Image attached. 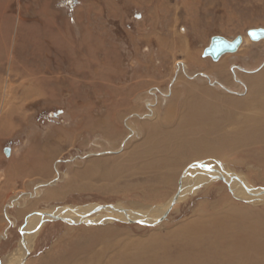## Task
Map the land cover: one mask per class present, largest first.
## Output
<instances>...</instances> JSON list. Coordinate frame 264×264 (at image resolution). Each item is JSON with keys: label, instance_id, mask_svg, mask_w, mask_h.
Returning <instances> with one entry per match:
<instances>
[{"label": "rangeland", "instance_id": "obj_1", "mask_svg": "<svg viewBox=\"0 0 264 264\" xmlns=\"http://www.w3.org/2000/svg\"><path fill=\"white\" fill-rule=\"evenodd\" d=\"M258 27L264 0H0V264L192 255L198 249L182 232L198 217L225 221L219 232L200 235L205 251L215 249L207 237L224 249L218 242L227 245L231 223L238 228L241 219L259 225L256 238L264 241L263 140L197 154L183 139L143 152L176 172L171 185L152 179L151 167L126 163L150 130L174 126L184 100H194L190 90L204 86L210 96L201 97L226 107L248 98V79L264 76V38L246 34ZM213 36L242 42L212 60L204 49ZM263 95L235 109L223 132L251 123L264 130ZM169 102L172 114L163 121ZM30 150L44 155L47 173L8 170L13 159L28 163ZM96 161L103 163L85 174ZM205 171L221 176L206 181ZM242 182L248 188L237 192ZM58 209L71 219L45 215L30 248L10 258L28 217ZM210 255L208 264H218Z\"/></svg>", "mask_w": 264, "mask_h": 264}, {"label": "bare ground", "instance_id": "obj_2", "mask_svg": "<svg viewBox=\"0 0 264 264\" xmlns=\"http://www.w3.org/2000/svg\"><path fill=\"white\" fill-rule=\"evenodd\" d=\"M248 82L250 86V93H249L248 98H245L242 100L240 99L231 100L230 99V103H231L230 107H226L224 105H218L217 103L211 102L209 100L208 101L205 100L204 99L205 97H201V96H210L208 95L210 94V92L206 88H203L204 86L196 87L198 91L190 90L187 97L190 99L193 98L194 100H192L193 102L191 103H187L186 101L187 99L184 100V108H183L184 111L182 110L174 126L168 129L167 126L164 128L165 126L164 125V126H158L154 130H150V133L149 134L147 133V137L145 138L147 140L141 144V147L138 150L137 149L134 150V153H132V155L129 156L130 158L129 160L127 159L126 163L132 162V165H134L133 169L135 168L137 171L138 170L140 171L143 168L151 167L154 172L151 175L152 177L154 176V178L152 179H155L156 177V179H158L160 182L171 185L177 175L176 172H174V170H172L169 167L168 169H166V167H164V165L161 163L162 161H160L159 158L143 157V152L144 154L152 153L151 151L157 150V148L167 150L169 147V144L173 143L171 144V146L174 147L175 143H179L181 141L183 142V139H186L188 141V144L192 145L193 153H197V154L207 153V152L217 153L225 149L224 147H227L228 143L231 144L233 140H237L238 143L239 141L242 142L245 140H250V141L251 140H263L264 141V130L260 128L259 124L257 123H251V126L245 129L243 125H237V126H240V128L235 127L234 131L232 132H223L225 126H227L229 122L234 119L233 115H234L235 109H238L241 104H245V103L250 104L253 102L256 103L259 100L258 93L264 91V76L262 77L260 74H258L254 77L249 78ZM135 94H138V93H135ZM135 97H140V95L135 96ZM261 98L264 99V95ZM218 103L220 104V102ZM170 104L171 102L165 105L164 112L162 115H160V118L163 119V121L171 117L172 109H171ZM227 106H228V101H227ZM103 119L106 121L108 120V118H103ZM106 121H104V123H106ZM107 125L109 126L108 123ZM231 125L232 124H230L229 126ZM171 146L170 148H172ZM33 153H34L33 150L29 151L30 160L28 163H21L19 161L21 158H18V160L13 159L12 161H10L8 165V168H9L8 170L12 171L14 174L16 170L17 172L18 170L19 171L37 170L42 173H47L49 170L48 169L49 164L44 159V157H42L43 154L41 155V152H38V153L35 152L34 154ZM15 158L17 159V156ZM172 161L173 160L171 159V162ZM101 163L103 162H97V161L92 162L90 166L85 169L84 171L85 174H90L91 173L90 171H92V169H96L98 166L100 167ZM160 163H161V166H159ZM203 173L204 171H202L201 174ZM205 175L207 176L205 179L206 181L207 180L211 181L214 178H218L221 176L219 173L214 172V171H205V174L203 176ZM184 184L185 182L181 186L183 187ZM235 187H236L237 192H238L237 189L246 191V189L248 188L245 182H242L240 185L236 184ZM252 191H255V190H252ZM245 194L253 195L254 193L251 192V193H245ZM262 196H264V193H262ZM17 199L18 198H15L13 199V201ZM174 200L175 198L173 199V201ZM173 203L174 202H172L169 206H171ZM62 210L63 209H58L57 211H55V213L43 212V214H39V215L32 214L31 216H29L24 226V229L22 230L23 231L22 242H19L18 249L15 250V252L10 256V258H12L13 255L17 256L18 251H19V254L20 253L23 254L25 253V250H27L28 246L30 248L29 239L33 236V234H35V232H37L39 226L44 221L45 215L47 217L62 216L63 218H66V220L71 219L69 217L70 212L68 210L67 212H65L64 210L62 211ZM226 215L227 213L224 216ZM218 218L220 217L215 216L214 218L211 217V219L209 217L210 219L209 221L206 218V221L209 222L208 224H205V221L202 220L204 218L200 219L199 217L197 219L195 218L193 221H189L186 223V226L184 227L185 230L182 232L184 237L182 238H186L188 243L191 244V246L192 245L196 246L195 248L198 249L197 252L192 253V255H184V254L181 255L180 254L181 256L179 255L178 257L176 256V258H170V256L168 257L166 255L160 256L158 252H156V253H151V255L149 256H145V258H143L142 260H138V262L136 263L137 264H208V258L209 256H212L210 254H213V253L214 255H217V257L216 256L214 257L216 258L215 260L219 262L218 264H260L262 261H264V241L258 242L257 241L258 239L256 238L257 234L263 231L261 230L260 226L257 225L256 223L249 224L248 222H245L244 219L243 220L241 219L239 225H237V226H240L238 228L234 227L235 225L231 223V226L233 228H231V234L229 236V241H227V245L226 243L225 245L223 244L226 241V239L225 241L223 240L224 242L222 241L218 242L219 246L217 245V247L219 248L221 246L224 249L217 248L218 250H215L216 249V242H215L216 239L215 240L212 239V241L210 242L209 239L211 238L207 237L208 241L206 242L210 246H212V248H215V249H212V250L209 249L210 251H205V249L201 247L202 239L200 240V235H203L202 233L209 232V231L211 233H215L216 231H218L217 230L218 225L219 226L225 225L223 224L225 222L223 221L224 218L223 217L220 219ZM160 219H156V220L159 221ZM156 220H153V221H156ZM220 235H221V232H220ZM214 237H218V234L215 235ZM198 241H199V245H198ZM210 243H213V244H210ZM182 249L186 250L185 248H182ZM168 254H172V253H169L168 251ZM128 260H131V259H128ZM131 263H134V262H131Z\"/></svg>", "mask_w": 264, "mask_h": 264}, {"label": "water", "instance_id": "obj_3", "mask_svg": "<svg viewBox=\"0 0 264 264\" xmlns=\"http://www.w3.org/2000/svg\"><path fill=\"white\" fill-rule=\"evenodd\" d=\"M255 33V36L253 35ZM246 34L249 36L251 40H259L264 38V28H250L246 30ZM242 37L237 36L233 40L229 41L223 36H213L210 39L209 45L204 49V53L206 56H210L212 60H215L219 57L220 54L229 51H235L237 47L241 44ZM114 208L113 206H110ZM98 208H104L99 206ZM51 218H57V216H51Z\"/></svg>", "mask_w": 264, "mask_h": 264}, {"label": "snow or ice", "instance_id": "obj_4", "mask_svg": "<svg viewBox=\"0 0 264 264\" xmlns=\"http://www.w3.org/2000/svg\"><path fill=\"white\" fill-rule=\"evenodd\" d=\"M253 35L255 36V33H253Z\"/></svg>", "mask_w": 264, "mask_h": 264}]
</instances>
